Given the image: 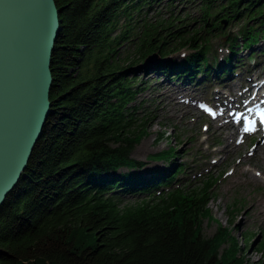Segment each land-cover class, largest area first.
Listing matches in <instances>:
<instances>
[{"label":"trees","instance_id":"1","mask_svg":"<svg viewBox=\"0 0 264 264\" xmlns=\"http://www.w3.org/2000/svg\"><path fill=\"white\" fill-rule=\"evenodd\" d=\"M144 1L55 0L61 30L51 57V112L0 208V264H258L225 227L204 235L202 219L212 215L202 192L210 183L134 203L107 193L121 184L135 188L141 177L118 172L139 164L131 153L148 132V120L131 111L140 92L131 66L170 52V33L163 36L170 21L146 24L132 39ZM203 1L207 32L223 29L222 20L242 21L232 49L239 38L245 47L264 38V0ZM199 35L179 38L178 46L196 52L168 63V71L204 67L209 48Z\"/></svg>","mask_w":264,"mask_h":264},{"label":"rangeland","instance_id":"2","mask_svg":"<svg viewBox=\"0 0 264 264\" xmlns=\"http://www.w3.org/2000/svg\"><path fill=\"white\" fill-rule=\"evenodd\" d=\"M177 1L179 2L176 4L174 3V11L175 13L182 15L180 17V21L176 23L174 29H179L183 25H191L185 31L173 33V36L186 35L187 32L195 30L200 24L197 15L200 12V8L195 4L198 0H195V2L191 0ZM145 10L148 11L149 19L154 20L156 17L158 19L167 18L170 15L171 8L168 2L164 0L160 4L152 3L150 8L146 7ZM227 30H229V33H234L237 30V24H233V26L228 27ZM178 33H180V35H178ZM173 36H171L169 40H172ZM226 37V35H223V37H221L222 40L215 39L213 41L214 46L221 41H225ZM223 53H225V51H223ZM243 54L244 53L241 55ZM242 58L245 62L249 61V56L247 57L246 54L242 56ZM255 62V60H252L250 61V64H256ZM150 65V63H143L140 65L142 66L141 79H143V81H149L150 85L145 88V90L137 98L138 102L142 100L143 103L140 106H136L140 107L138 112H136V116L144 118L146 115H149V117L154 118L152 120L149 119L148 132L135 146L131 156L135 159L144 160L145 162L147 161L146 167L144 168L145 171L159 169L167 171L169 167H172V165L168 163L169 161H166L165 159H152L150 156L162 150H167L171 145H173L179 152V154L177 153L178 155L175 157L176 164L184 163L191 169V171H189L187 168L185 172L179 176L180 179L185 178V183L187 184L198 182V178L205 176V173L203 172L200 177H198L199 175L197 176V174H199V171L201 172V170L208 165L210 157L220 159L219 164L211 171V174L219 173L221 168H224V173V171L229 167H236V170L232 173V175L223 176L222 173L220 180L215 187V193L209 204L213 215H215V219H203V233L205 236H212L217 232L220 224L224 225L226 228H230V231L239 241V245L243 247L249 243L245 247L244 252L246 259L254 261L258 264H264V249H259L261 242L264 239V211H259L257 209V213L251 214V209L253 208L252 201L256 199L264 201V178L256 175L254 171H250L248 169L249 166H253L264 174V153L260 152L255 159L249 160L247 163L244 161L239 163L240 157H231V154L228 155V147L224 148V152H213L211 156L207 157L205 154L206 151L204 147L201 146L202 143H200L199 140L201 139V134H196V131L198 130L197 125L187 122L189 117H191V114L182 118V115L185 114L183 112L176 120L171 119L175 115L173 110H176L175 103L171 99L167 101L166 108L159 107L161 104V97L159 96L157 89H152V87L156 82L162 83L163 78H166L161 75V72H164L166 75L168 74L161 67H157L151 71ZM210 76L214 77L215 73H212ZM201 77L202 78L198 75L194 78H191V76L188 78L179 77L177 80L179 83H183L185 81L198 83L209 76L201 75ZM207 81H212L211 77H209ZM221 82L222 81H216L215 83L216 85H220ZM172 127H177L178 129L173 130ZM163 130H166V136L159 139L158 136ZM184 131L193 132V137L196 138V140H193V142H191V139L186 140L188 137L187 133H185L184 138L179 139L178 134L183 133ZM180 141L184 142L181 146H178ZM205 143L206 141L204 144ZM226 144H228V141L224 142V145ZM221 150L222 148L220 147L219 151ZM205 157H207V159H205ZM253 160H255L256 163L252 164ZM186 163L192 164V166L187 165ZM252 176H258L259 178L257 179L255 177L256 179L253 180ZM235 200L241 201V209L236 211L233 222H231L233 217L229 211L231 204H233ZM252 233H255V235L252 236ZM224 247L225 245L220 251H222Z\"/></svg>","mask_w":264,"mask_h":264},{"label":"water","instance_id":"3","mask_svg":"<svg viewBox=\"0 0 264 264\" xmlns=\"http://www.w3.org/2000/svg\"><path fill=\"white\" fill-rule=\"evenodd\" d=\"M55 0H0V208L22 178L51 112Z\"/></svg>","mask_w":264,"mask_h":264},{"label":"bare ground","instance_id":"4","mask_svg":"<svg viewBox=\"0 0 264 264\" xmlns=\"http://www.w3.org/2000/svg\"><path fill=\"white\" fill-rule=\"evenodd\" d=\"M176 71H180V70H176ZM233 82V81H232ZM231 83V81H227L226 84L227 86ZM175 90H188V89H183L181 88V86L177 85L176 83L172 82L169 79H165L164 83L161 84L158 88L157 91L160 94L161 100L163 102H166L169 100V98L171 97V93ZM165 105V103H164ZM227 147H229V145H227ZM259 201V200H258ZM254 202L252 207H255L256 209H258L259 211H264V205L262 202Z\"/></svg>","mask_w":264,"mask_h":264}]
</instances>
